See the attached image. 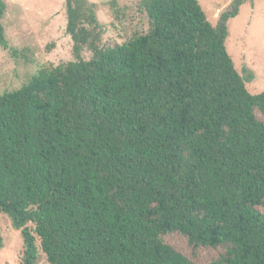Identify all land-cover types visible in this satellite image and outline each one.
I'll list each match as a JSON object with an SVG mask.
<instances>
[{
	"label": "trees",
	"instance_id": "trees-1",
	"mask_svg": "<svg viewBox=\"0 0 264 264\" xmlns=\"http://www.w3.org/2000/svg\"><path fill=\"white\" fill-rule=\"evenodd\" d=\"M244 2L213 25L198 0H137L147 28L102 46L96 4L65 0L73 60L0 93V213L21 264L37 241L49 264H197L166 235L217 250L208 264H264V90L226 48Z\"/></svg>",
	"mask_w": 264,
	"mask_h": 264
},
{
	"label": "rangeland",
	"instance_id": "rangeland-1",
	"mask_svg": "<svg viewBox=\"0 0 264 264\" xmlns=\"http://www.w3.org/2000/svg\"><path fill=\"white\" fill-rule=\"evenodd\" d=\"M96 4L101 23L102 46L124 42L137 28H147L146 17L136 8L137 0H121L124 16L116 17L111 0H89ZM208 20L216 25L219 15L233 0H198ZM1 23L8 48L0 45V93L26 82L38 68L73 60L72 40L66 32L65 0H3ZM226 48L251 93L264 90V0H245L227 24ZM11 49L13 51H11ZM89 51L83 52L88 59ZM251 76V77H250ZM3 248L0 264H21L23 242L20 230L0 213ZM165 241L190 256L197 264H208L218 254L214 249H193L184 237L166 235ZM38 263L49 264L39 242Z\"/></svg>",
	"mask_w": 264,
	"mask_h": 264
}]
</instances>
